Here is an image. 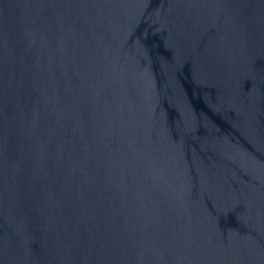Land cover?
Listing matches in <instances>:
<instances>
[{
	"label": "water",
	"instance_id": "95a60500",
	"mask_svg": "<svg viewBox=\"0 0 264 264\" xmlns=\"http://www.w3.org/2000/svg\"><path fill=\"white\" fill-rule=\"evenodd\" d=\"M0 264H264V0H0Z\"/></svg>",
	"mask_w": 264,
	"mask_h": 264
}]
</instances>
